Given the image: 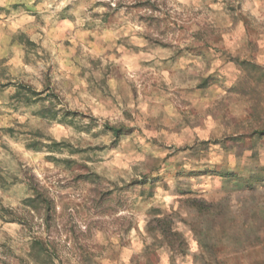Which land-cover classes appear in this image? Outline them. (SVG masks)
Wrapping results in <instances>:
<instances>
[{"label":"rangeland","instance_id":"374dc122","mask_svg":"<svg viewBox=\"0 0 264 264\" xmlns=\"http://www.w3.org/2000/svg\"><path fill=\"white\" fill-rule=\"evenodd\" d=\"M0 214V264H264V0H0Z\"/></svg>","mask_w":264,"mask_h":264},{"label":"trees","instance_id":"16d2710c","mask_svg":"<svg viewBox=\"0 0 264 264\" xmlns=\"http://www.w3.org/2000/svg\"><path fill=\"white\" fill-rule=\"evenodd\" d=\"M112 133L114 136H118V129L111 128ZM31 187V190L34 192V202L37 201L41 205L44 215V219L46 221L47 228H52L54 226L53 221L51 222V209H52V203L50 199L46 196V192L40 191V188L36 182L32 183L30 181V184H28ZM3 212H11L10 210H2ZM1 217V214H0ZM19 221V220H16ZM36 244H40V241L36 242Z\"/></svg>","mask_w":264,"mask_h":264}]
</instances>
